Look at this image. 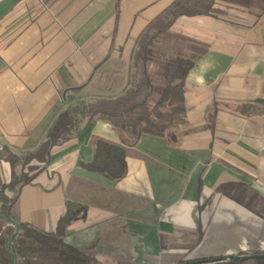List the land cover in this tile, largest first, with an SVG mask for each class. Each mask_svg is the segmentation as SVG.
Masks as SVG:
<instances>
[{
    "label": "crops",
    "instance_id": "obj_1",
    "mask_svg": "<svg viewBox=\"0 0 264 264\" xmlns=\"http://www.w3.org/2000/svg\"><path fill=\"white\" fill-rule=\"evenodd\" d=\"M174 1L0 0V188L13 173L8 153L36 149L69 104L124 94L137 38ZM151 51L149 74L191 66L186 132L174 143L147 134L129 143L95 116L51 149L12 211L53 231L75 204L65 242L100 264L264 252V12L251 0H215L208 15L177 19ZM101 141L125 151L119 181L84 168Z\"/></svg>",
    "mask_w": 264,
    "mask_h": 264
},
{
    "label": "trees",
    "instance_id": "obj_2",
    "mask_svg": "<svg viewBox=\"0 0 264 264\" xmlns=\"http://www.w3.org/2000/svg\"><path fill=\"white\" fill-rule=\"evenodd\" d=\"M214 4L215 0H175L137 38L132 55L131 82L123 95L94 104L80 101L69 104L57 114L36 149L17 154L8 153L7 159L13 173L9 184L0 188V264H13L7 242L14 227L6 219H12L18 224V233L10 246L17 264H100L94 254L81 251L65 242L69 226L78 217L75 204L65 203V212L53 231H44L29 223L20 222L12 214V206L20 189L31 185L36 176L45 169L51 149L76 137L95 116L113 124L129 143H134L142 134L174 143L185 133L187 118L184 86L191 66L188 63L156 66V75L161 81L158 83L154 72L149 74L147 68L149 64H154L150 61L151 46L161 34L170 31L177 19L208 15ZM251 7L264 12V0H251ZM18 166L21 171L16 174L15 168ZM84 168L112 181H119L126 174L125 151L119 146L98 142L92 162L84 165ZM219 190L224 192L223 188ZM5 191L13 196H6ZM259 216L264 220V206ZM260 254L264 252H244L239 256ZM199 261L201 263L198 264H264V258L239 261L223 260L219 257Z\"/></svg>",
    "mask_w": 264,
    "mask_h": 264
},
{
    "label": "water",
    "instance_id": "obj_3",
    "mask_svg": "<svg viewBox=\"0 0 264 264\" xmlns=\"http://www.w3.org/2000/svg\"><path fill=\"white\" fill-rule=\"evenodd\" d=\"M4 218V217H3ZM6 221L8 223H11L12 226L14 227V232L11 235V237L9 238L8 242H7V249L10 252L11 256L13 257V264H17V260L14 256V254L11 252L10 250V246L12 243V240L14 238V236L18 233V224L13 221L12 219H6ZM257 258H264V254H260V255H249V256H239V255H231V256H227V257H222L221 259L223 260H231V259H235V260H239V261H248L251 259H257ZM206 261H210V260H206ZM201 263V261H195V262H190V263H184V264H198Z\"/></svg>",
    "mask_w": 264,
    "mask_h": 264
},
{
    "label": "rangeland",
    "instance_id": "obj_4",
    "mask_svg": "<svg viewBox=\"0 0 264 264\" xmlns=\"http://www.w3.org/2000/svg\"><path fill=\"white\" fill-rule=\"evenodd\" d=\"M150 65V64H149ZM148 68V67H147ZM152 73L154 72V78H155V80L158 82V83H160L161 81H160V79L157 77V75H156V72H157V70H158V68H155V66H152ZM26 186H28V185H26ZM25 187V186H24ZM23 188V187H22ZM21 188V189H22ZM21 189H20V191H21ZM20 191H19V193H20ZM12 194V193H11ZM20 196V194L18 195V197ZM16 202V201H15ZM15 204V203H14ZM13 204V205H14ZM12 208H13V206H12ZM11 211H12V209H11ZM12 214L15 216V214H14V212L12 211ZM16 217V219H18L20 222H23V221H21L17 216H15ZM25 223V222H24ZM224 257H226V256H224ZM222 258V257H221ZM116 261H117V256H116V259H115ZM194 262V261H193ZM190 263V262H189ZM123 264H130L128 261H126L125 263H123Z\"/></svg>",
    "mask_w": 264,
    "mask_h": 264
}]
</instances>
